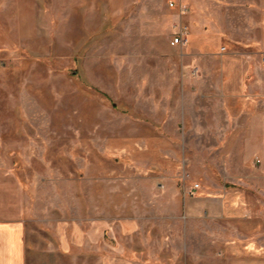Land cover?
Wrapping results in <instances>:
<instances>
[{
	"label": "rangeland",
	"instance_id": "obj_1",
	"mask_svg": "<svg viewBox=\"0 0 264 264\" xmlns=\"http://www.w3.org/2000/svg\"><path fill=\"white\" fill-rule=\"evenodd\" d=\"M204 1L0 0V219L25 224L28 264H264V213L241 218L234 194L226 214L187 210L261 184L202 113L224 31L264 7Z\"/></svg>",
	"mask_w": 264,
	"mask_h": 264
},
{
	"label": "crops",
	"instance_id": "obj_2",
	"mask_svg": "<svg viewBox=\"0 0 264 264\" xmlns=\"http://www.w3.org/2000/svg\"><path fill=\"white\" fill-rule=\"evenodd\" d=\"M221 1L205 0L204 4L209 9L208 6ZM260 2H255L257 8L258 5L264 7V0ZM204 15L208 17L206 8ZM246 17H250L249 29L240 33L224 31L226 42L222 53L225 59L216 83L217 112L214 114L208 109L202 115L218 118L217 131L223 136L224 147L241 150L240 164L256 172L250 175L242 172L241 183L249 180L261 184L257 188H240L234 193L224 190L220 194L194 195L187 199L188 213L226 214L231 209L227 198L233 194L239 198L235 204L237 212L243 213L241 218H260L264 213V188L261 187L264 184V12L246 14ZM208 28L209 24L203 23L201 36L207 52L216 47ZM247 195L256 197L255 206L246 201ZM29 251L33 253L34 248L29 245L25 224L0 219V264H28ZM247 254V263L239 264H253L254 257Z\"/></svg>",
	"mask_w": 264,
	"mask_h": 264
},
{
	"label": "built area",
	"instance_id": "obj_3",
	"mask_svg": "<svg viewBox=\"0 0 264 264\" xmlns=\"http://www.w3.org/2000/svg\"><path fill=\"white\" fill-rule=\"evenodd\" d=\"M169 4H170L171 7H175L176 6V4H174L173 1H170ZM179 12H180L181 15L186 14V12H187L186 6L180 4ZM187 34H188L187 30L186 29L184 30V28L180 27L179 30L177 31V33L175 34L174 39L172 40V44H174V45L186 44L188 42V35ZM195 186L198 187V184H196Z\"/></svg>",
	"mask_w": 264,
	"mask_h": 264
}]
</instances>
